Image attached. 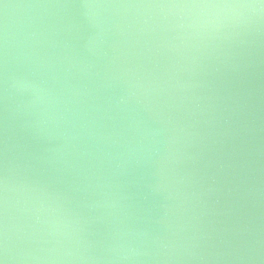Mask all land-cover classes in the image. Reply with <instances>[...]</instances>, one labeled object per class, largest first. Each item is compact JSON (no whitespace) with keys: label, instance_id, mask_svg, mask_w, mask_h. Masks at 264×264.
<instances>
[{"label":"water","instance_id":"1","mask_svg":"<svg viewBox=\"0 0 264 264\" xmlns=\"http://www.w3.org/2000/svg\"><path fill=\"white\" fill-rule=\"evenodd\" d=\"M0 264H264V0H0Z\"/></svg>","mask_w":264,"mask_h":264}]
</instances>
